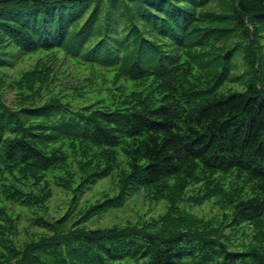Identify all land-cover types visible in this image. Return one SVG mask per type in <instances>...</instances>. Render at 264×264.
I'll list each match as a JSON object with an SVG mask.
<instances>
[{
    "label": "trees",
    "instance_id": "obj_1",
    "mask_svg": "<svg viewBox=\"0 0 264 264\" xmlns=\"http://www.w3.org/2000/svg\"><path fill=\"white\" fill-rule=\"evenodd\" d=\"M263 31L264 0H0V71L60 50L113 73L110 96L79 109L44 100L57 84L51 61L13 81L17 107L0 93V264H264ZM239 58L247 68L236 75ZM227 84L244 90L219 95ZM113 175L115 194L70 216ZM50 178L71 194L52 220ZM191 185L198 196L186 195ZM141 189L167 211L86 226ZM214 198L258 244L231 250L220 228L181 207ZM7 202L32 210L42 233L19 244Z\"/></svg>",
    "mask_w": 264,
    "mask_h": 264
},
{
    "label": "rangeland",
    "instance_id": "obj_2",
    "mask_svg": "<svg viewBox=\"0 0 264 264\" xmlns=\"http://www.w3.org/2000/svg\"><path fill=\"white\" fill-rule=\"evenodd\" d=\"M260 45L264 55V31L260 39ZM18 54V53H17ZM16 63L13 68H7L0 71L2 79L0 85V93L10 106L17 107L19 105L20 94L13 86V81L18 80L22 74L34 68L38 62H53L57 74L56 85L54 91H44L48 96L58 95L61 98H70L71 106L79 109L83 104H88L94 97L103 96L108 93L110 96L113 85L110 82L112 77L111 70L102 68L95 64H84L78 59L68 57L62 51L44 52L24 54L15 57ZM238 70L236 75L242 74L246 70L244 61L239 58L237 61ZM109 90V91H108ZM232 90V91H230ZM244 90V86L238 84H227L219 90V95H228L231 92H240ZM50 186L52 189V197L47 202V211L45 216L49 219H57L66 214L71 208L69 191L57 187L55 180L50 178ZM225 184H231L232 180L229 176H225ZM107 193L113 195L116 193L115 176H109L100 180L90 190H87L80 198L78 205L72 208L70 214L76 216L87 204L94 203L102 199ZM200 194V185H191L186 190L187 196H198ZM12 216L19 214L18 228L19 233L17 240L19 244L28 241L32 237L33 232H41L38 227L32 226V210L7 202ZM186 211L204 221L211 226L220 228L222 234L228 240L231 250L245 251L252 244H258L254 240L255 230L253 226L244 224L241 226H231V215L229 209H222L218 203V198L205 201L198 205L192 201L181 204ZM167 211V203L164 200L151 202L147 197L144 189L135 193L125 203V205L116 210L105 212L99 216H95L88 222L86 226L91 229L106 228L108 226H123L130 223H142L145 220H152L163 215Z\"/></svg>",
    "mask_w": 264,
    "mask_h": 264
}]
</instances>
